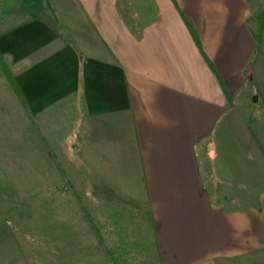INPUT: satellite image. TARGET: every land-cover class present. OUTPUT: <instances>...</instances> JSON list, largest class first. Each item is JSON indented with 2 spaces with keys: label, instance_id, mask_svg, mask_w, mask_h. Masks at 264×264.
<instances>
[{
  "label": "crops",
  "instance_id": "0c3cea01",
  "mask_svg": "<svg viewBox=\"0 0 264 264\" xmlns=\"http://www.w3.org/2000/svg\"><path fill=\"white\" fill-rule=\"evenodd\" d=\"M8 3L0 60L23 101L0 63V103L4 79L30 125L91 169L93 217L146 228L144 264H264V0ZM66 245L56 264L98 260ZM30 260L0 218V264Z\"/></svg>",
  "mask_w": 264,
  "mask_h": 264
},
{
  "label": "rangeland",
  "instance_id": "374dc122",
  "mask_svg": "<svg viewBox=\"0 0 264 264\" xmlns=\"http://www.w3.org/2000/svg\"><path fill=\"white\" fill-rule=\"evenodd\" d=\"M8 1L14 0H0V15ZM3 81L7 95L0 103V218L22 242L25 255L32 264H56V252H60L56 243L65 242L70 261L85 257L98 259L94 264H109L114 258L116 264H144L151 240L146 228L143 233L138 227L130 233L111 231L109 217H93L98 207L89 199L92 188L86 171L91 169L82 168L79 158V166L76 158L72 162L77 153L71 155L61 145L52 146L60 144V138L46 136L43 124L30 125L28 114ZM259 108L264 110L262 96ZM34 126L37 134L31 129ZM16 129L20 131L17 138ZM86 212L99 226L100 234L88 225Z\"/></svg>",
  "mask_w": 264,
  "mask_h": 264
},
{
  "label": "trees",
  "instance_id": "16d2710c",
  "mask_svg": "<svg viewBox=\"0 0 264 264\" xmlns=\"http://www.w3.org/2000/svg\"><path fill=\"white\" fill-rule=\"evenodd\" d=\"M49 5L46 4V6L41 10L44 11L45 9H49ZM254 19L257 23V31H256V53L260 51L261 48V41H262V33L264 28V5L261 9V11L254 16ZM190 31L192 35L194 36V31L190 28ZM2 69L4 70V75L6 76L7 80L13 87L15 93L17 94L18 98H20L21 101H23V96L21 92L19 91L18 87L16 86L15 80L11 72L8 70V68L1 62Z\"/></svg>",
  "mask_w": 264,
  "mask_h": 264
}]
</instances>
